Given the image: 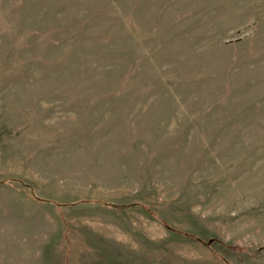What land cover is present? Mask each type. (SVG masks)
I'll list each match as a JSON object with an SVG mask.
<instances>
[{"label":"rangeland","instance_id":"obj_1","mask_svg":"<svg viewBox=\"0 0 264 264\" xmlns=\"http://www.w3.org/2000/svg\"><path fill=\"white\" fill-rule=\"evenodd\" d=\"M2 181L0 264H264V0H0Z\"/></svg>","mask_w":264,"mask_h":264},{"label":"water","instance_id":"obj_2","mask_svg":"<svg viewBox=\"0 0 264 264\" xmlns=\"http://www.w3.org/2000/svg\"><path fill=\"white\" fill-rule=\"evenodd\" d=\"M0 183H3V181L2 182H0ZM33 195H34V193H33ZM36 197V196H35ZM38 200H41V198H39V197H36Z\"/></svg>","mask_w":264,"mask_h":264}]
</instances>
